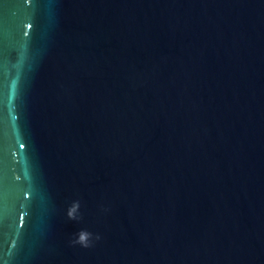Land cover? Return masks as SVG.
Returning a JSON list of instances; mask_svg holds the SVG:
<instances>
[{"label": "water", "instance_id": "water-1", "mask_svg": "<svg viewBox=\"0 0 264 264\" xmlns=\"http://www.w3.org/2000/svg\"><path fill=\"white\" fill-rule=\"evenodd\" d=\"M0 264H264V0H0Z\"/></svg>", "mask_w": 264, "mask_h": 264}, {"label": "clouds", "instance_id": "clouds-1", "mask_svg": "<svg viewBox=\"0 0 264 264\" xmlns=\"http://www.w3.org/2000/svg\"><path fill=\"white\" fill-rule=\"evenodd\" d=\"M79 209V201H74L67 209V217L70 220H79L81 218L79 215ZM93 239L99 240L100 236L98 234L93 236L91 232H88L86 230H80L76 234V238L71 241V244L80 245L81 247L88 248L92 246Z\"/></svg>", "mask_w": 264, "mask_h": 264}]
</instances>
